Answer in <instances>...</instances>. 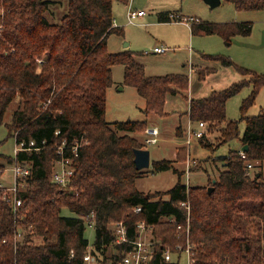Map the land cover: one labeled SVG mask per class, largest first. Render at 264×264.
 <instances>
[{"label":"trees","instance_id":"16d2710c","mask_svg":"<svg viewBox=\"0 0 264 264\" xmlns=\"http://www.w3.org/2000/svg\"><path fill=\"white\" fill-rule=\"evenodd\" d=\"M113 1L129 0H66V12L52 22L59 1L0 0V124L17 100L7 134L16 144L33 142L30 150H19L13 157L0 153V174L12 164L30 170L18 188L22 204L17 215L0 190V264H83L86 253L102 264H120L127 245L114 243L112 226L119 221L129 238L135 237L139 221L152 226L156 245L150 264H177L164 260L162 250L179 246L181 252L187 244L194 264H264V106L255 116L245 115L264 86V74L234 65L240 81L188 100L189 121L204 122L206 131H218L214 147L232 141L239 145L220 157L207 185L186 186L180 180L183 172H177L172 161L154 160L153 171L173 169L178 180L166 191L167 198L145 194L135 182L147 171L135 168L133 150L146 148L131 134L145 129L149 115H165L167 97L186 92L188 76L147 75L135 52L108 51V36L124 34L121 26L114 25ZM226 1L239 12L264 9V0ZM181 20L174 13L158 17L159 22ZM190 30L229 41L249 35L251 22L191 21ZM203 57L224 67L233 65L223 56ZM114 65L123 66L122 84L133 87L144 100L143 120L114 121L112 127L106 121V92L114 84ZM214 70L198 69L197 77L202 80ZM248 85L251 90L239 106L238 119L227 120V100ZM241 120L245 126L239 135ZM199 141L212 148L206 133ZM61 145L74 168L70 190L60 189L51 179ZM74 145L76 155L71 153ZM243 145L247 149L241 156ZM247 163L252 165L250 172ZM180 202H188V216ZM135 206L139 212L133 211ZM63 208L81 217L95 214L91 249L83 219L63 216ZM18 230L25 231L19 238ZM107 248L113 249L111 255H106Z\"/></svg>","mask_w":264,"mask_h":264},{"label":"rangeland","instance_id":"374dc122","mask_svg":"<svg viewBox=\"0 0 264 264\" xmlns=\"http://www.w3.org/2000/svg\"><path fill=\"white\" fill-rule=\"evenodd\" d=\"M56 1H59V4L54 6L55 18L52 22H58L60 16L66 12V0ZM128 9L142 10L144 14L134 21L128 22L126 18ZM112 12L114 23L124 29V34L108 36V51L113 53L129 49L135 52L136 61L144 65L147 75L182 73L188 76L187 91L167 97L164 104L165 115L162 117L149 115L147 118L146 126L156 125L159 129L158 141L154 144H146L143 129L132 133L131 136L144 143L145 148L149 150L151 162L161 159L172 161L174 169L177 172H183L180 175L181 182H185V170L188 167L189 184L206 186L207 177H212L216 171L215 165L220 166L221 164L220 157L226 155L229 148L237 149L239 145L237 141H232L214 147L218 141L219 133L216 129L210 132L205 129L212 148L202 146L199 138L190 134V129H196L197 123H191L186 114L188 100L191 97H205L211 90L226 88L231 83L240 81L242 76L234 65L249 69L257 74H264V9L239 12L235 10L231 2L226 0H221L216 7H210L203 0H129L127 4L113 1ZM162 13H174L177 17L184 18V21L159 22L158 17ZM190 19L215 23L246 20L252 23V30L247 36L236 35L226 41L217 34H191V30L187 26V23L190 25ZM155 47H164L166 50L157 53L153 50ZM203 55L223 56L230 59L233 65L224 67L217 60L207 58L205 60ZM197 63H203V67H197ZM205 68H215V70L207 74L204 79L199 80L196 70ZM111 72L116 89L122 85L123 66L114 65L111 67ZM250 90V85L245 86L227 100L225 105L227 120L238 119L239 106L242 100L248 96ZM108 91L105 118L111 127L114 121L143 120L144 100L133 87L127 86L123 91H113L112 89ZM16 101L9 105L3 122L0 124V153L12 157L15 155V143L14 138L7 134L6 124L11 121L12 113L17 106ZM263 106L264 86L256 93L254 102L247 108L245 115L255 116ZM244 126L245 121L241 120L238 124L239 135L242 134ZM178 134L181 136H177ZM196 164L198 166L191 170L190 166ZM145 170L147 172L137 178L136 188L145 194L155 193L158 198H167L166 191L178 180L177 172L173 169L153 171L151 166ZM262 174H264V163ZM12 181L11 165H5L0 174V182L4 186H10ZM61 214L67 217L82 218L67 208H63ZM84 223V235L88 241V247L91 249L94 228L93 225ZM150 236L154 238L152 231ZM175 250L179 251V246H175L173 252ZM111 252L113 249L107 248L106 255H111ZM177 253L173 254V259L177 261V264H187V254L184 251ZM91 264L102 263L93 260Z\"/></svg>","mask_w":264,"mask_h":264},{"label":"built area","instance_id":"2783aa9c","mask_svg":"<svg viewBox=\"0 0 264 264\" xmlns=\"http://www.w3.org/2000/svg\"><path fill=\"white\" fill-rule=\"evenodd\" d=\"M144 12L142 10L133 11L128 9L126 12V18L128 22L134 21L136 18L143 16ZM184 20V18H183ZM191 21H195L190 19ZM154 52L160 53L164 52L166 49L164 47H155ZM206 124L204 122H198L196 129H190V134L194 135L197 138H201L205 133ZM144 142L148 145L154 144L158 141L159 129L156 125L146 126L144 129ZM33 146V142H29L27 146L21 142L19 144L15 143L14 152H18L19 150H30ZM77 145L72 146L71 153L76 155ZM59 158L54 161L52 166V181L62 190H70L71 181L73 177L74 168L72 165L71 157H66L63 155V145L58 148ZM239 154L244 156V152L242 149L239 150ZM246 168L248 172L251 171L252 165L250 163L246 164ZM11 171L13 175V181L10 186H4L3 183L0 182V190L2 192V197L6 201V203L11 207L12 212L17 215L19 207L22 204V201L17 196L18 188L22 186L21 179L29 174V167L23 165L12 164ZM185 182L186 186L189 184V169L185 170ZM183 207L187 216L189 214V204L188 202H180L179 204ZM133 211L139 212L140 207H133ZM95 214L90 213L89 215H83L82 219L84 222L89 225L94 224ZM188 220V217H187ZM173 221V220H172ZM177 228L180 229V225H177ZM27 230H32V227L29 226ZM113 233L115 235L114 243L115 244H125L127 245V250H125L122 261L120 264H150V259L153 254L154 247L156 245V241L150 236L152 231L151 225H146L143 221H139L135 226V237L129 238L127 234V228L125 227L122 221L116 222L112 226ZM25 231L18 230L17 237L19 238L22 233ZM149 233V234H148ZM5 240H3L4 242ZM178 247V246H177ZM191 246L187 244L185 249L183 250L187 254V264H194V260L190 253ZM182 252V251H181ZM173 254H175L169 247H165L162 250V257L166 261H170L173 259ZM73 255V251L70 250V256ZM84 263L83 264H91L93 261V257H91L90 253H86L83 256Z\"/></svg>","mask_w":264,"mask_h":264},{"label":"water","instance_id":"95a60500","mask_svg":"<svg viewBox=\"0 0 264 264\" xmlns=\"http://www.w3.org/2000/svg\"><path fill=\"white\" fill-rule=\"evenodd\" d=\"M207 3L210 7H216L220 4V0H203ZM243 151L247 149V145H243L241 148ZM133 162L134 166L137 170L146 169L150 166V153L149 150L143 148H136L133 150ZM212 182L214 183L215 180L213 179ZM212 187H208L207 191L210 192Z\"/></svg>","mask_w":264,"mask_h":264},{"label":"crops","instance_id":"0c3cea01","mask_svg":"<svg viewBox=\"0 0 264 264\" xmlns=\"http://www.w3.org/2000/svg\"><path fill=\"white\" fill-rule=\"evenodd\" d=\"M221 1V0H220ZM262 10V9H261ZM257 11H260V10H257ZM249 12V11H248ZM189 18H192V17H189ZM195 19V18H194ZM182 21V20H181ZM184 21V20H183ZM244 21H246V20H243V21H236V22H244ZM195 22H198L197 20L195 21ZM248 22H250V21H248ZM114 25H116V23H114ZM187 26L189 27V29H190V25L187 23ZM251 30H252V23H251ZM191 32V31H190ZM192 34V33H191ZM202 57V56H201ZM203 58V57H202ZM204 59V58H203ZM206 60V59H205ZM196 66L197 67H203V63H197L196 64ZM190 69H192V68H190ZM113 78V77H112ZM115 84H113L110 88H108L107 89V91L108 90H113V91H123V90H125V87H127V86H125V85H121L120 87H116V89H115ZM109 92V91H108ZM112 92V91H111ZM108 97V93L106 92V98ZM192 98V97H191ZM264 175V174H263Z\"/></svg>","mask_w":264,"mask_h":264}]
</instances>
